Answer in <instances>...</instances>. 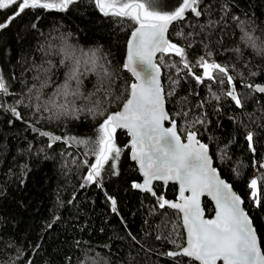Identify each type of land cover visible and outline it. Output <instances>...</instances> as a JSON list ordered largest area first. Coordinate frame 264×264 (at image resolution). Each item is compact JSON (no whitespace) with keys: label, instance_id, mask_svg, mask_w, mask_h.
I'll return each mask as SVG.
<instances>
[{"label":"trees","instance_id":"obj_1","mask_svg":"<svg viewBox=\"0 0 264 264\" xmlns=\"http://www.w3.org/2000/svg\"><path fill=\"white\" fill-rule=\"evenodd\" d=\"M147 2L156 11H168L181 0ZM17 7L0 9V23ZM201 11L200 17L188 12L172 27L169 40L186 49L185 58L193 66L209 51L210 60L228 66L243 107L226 95L231 86L217 83L210 90L209 82L197 83L186 74L180 57L169 53L157 60L167 111L182 138L194 131L210 148L215 167L243 199L264 251V169L260 167L264 162V98L245 87L264 85V0H201ZM137 26L127 17L105 15L96 0H74L64 10L26 9L0 29V75L13 93L0 96V104L15 105L23 115L19 120L0 108V264H193L166 255L178 251L176 245L184 246L185 241L179 215L159 207L161 196L176 200V186L164 189L155 184V196L134 191L133 183L141 179L129 160L125 132L113 134L122 151L115 170L113 161L105 165L100 186L84 179L95 162L89 147L65 142L69 137L98 139L104 117L97 113H113L126 101L133 78L123 64L129 36ZM245 33L255 38L256 47ZM65 45L99 50L102 63L112 73L110 81L97 90L99 77L86 75L81 92L90 99H78L75 107L81 111L59 118L52 112L16 105L17 99L29 103L28 89L39 87L36 77L44 75L41 68L51 69L45 93L51 95L63 83ZM195 71L201 69L195 67ZM212 92L220 99L213 98ZM41 131L63 139L53 142L41 136ZM249 133L253 135L251 148ZM253 179L257 180V198L251 196L249 187ZM108 197L115 199L116 212ZM203 206L211 217L212 204L204 199ZM158 235L162 238L157 239Z\"/></svg>","mask_w":264,"mask_h":264},{"label":"snow or ice","instance_id":"obj_2","mask_svg":"<svg viewBox=\"0 0 264 264\" xmlns=\"http://www.w3.org/2000/svg\"><path fill=\"white\" fill-rule=\"evenodd\" d=\"M72 3L74 0H58L56 3L48 0H0V9L18 5L8 20L0 23V29L8 27L26 9L64 10ZM96 3L105 15L111 12L112 15L127 17L138 25L128 41L127 62L123 64V68L130 71L139 83L134 82L128 86L129 95L123 102L121 110L107 115L104 111L97 113L104 117L98 126V139L69 137L65 141L88 146L94 155L95 162L91 163L88 174L84 177L86 183H96L100 186L102 170L110 160L113 161L111 167L114 170L117 168L115 161L119 159L122 149L115 144L113 134L117 129H126L131 137V158L138 162L144 176L143 183H133L132 187L152 192L155 196L156 193L150 186L155 180H162L165 183L175 180L180 184V197L183 203L169 202L163 196L158 198L161 209L168 206L183 213V226L187 233L186 246L176 245V241L172 240L179 250L169 251L166 253L167 256H185L198 261L199 264H217V261H223V264H264V251L258 243L256 229L251 219L241 207V197L220 179L217 170L212 167L208 146L196 140L194 131L188 132L186 143L182 142L175 120L170 121L171 127L163 126V122L170 120V117L164 107L165 96L160 83V65L153 59L157 53H172L180 57L183 68L187 70L186 74L193 76L197 83L209 82L210 90L211 86L217 83L231 86L226 95L237 107H243L242 99L235 91V77L228 66L210 60L208 58L212 56L210 51L206 56H201L193 66L185 58L186 49L166 38L169 25L183 20L186 13L191 12L196 17L202 15L201 0H181L174 10L168 11L154 10L153 5L147 0L145 2L96 0ZM32 27L35 28L36 25L33 24ZM245 37L253 47L257 46L254 37L248 33H245ZM63 53L65 59L61 64L66 69L63 83L56 86L51 95L45 93L44 89L51 83L48 78L51 69L41 68L44 75L36 77L40 80L39 87L33 85L28 89L29 103L25 105L23 99H17L16 105L34 107L36 112H52L59 118L60 115L81 111L75 107L78 99H90V96H85L81 92L83 78L86 75L94 73L99 77L97 90L103 86L105 80L110 81L112 73L102 63L99 50H78L65 45ZM174 66L179 72L178 65ZM195 67H199L201 72L197 73ZM251 75L255 76L256 73L253 72ZM245 87L250 91L264 94L262 85L249 83ZM12 94L8 81L0 75V96ZM211 94L213 98L220 99L215 92ZM0 108L10 111L16 119H23L22 113L15 105L5 107L0 104ZM39 134L47 136L53 142L63 139L50 132L41 131ZM247 140L251 148L252 133L247 135ZM51 146L49 144V147ZM260 167H264V164ZM249 187L252 189L253 198H257V180L253 179ZM205 190L217 203L214 219H203L199 195ZM185 191H189L191 195L184 196ZM108 199L111 200L112 211L116 212L115 199L112 197ZM161 238L157 236V239Z\"/></svg>","mask_w":264,"mask_h":264},{"label":"water","instance_id":"obj_3","mask_svg":"<svg viewBox=\"0 0 264 264\" xmlns=\"http://www.w3.org/2000/svg\"><path fill=\"white\" fill-rule=\"evenodd\" d=\"M186 14H187V13H186ZM178 22H180V21L174 22L173 24L169 25L168 32L166 33V38L169 39V34H170V31H171L172 27H173L175 24H177ZM134 30H135V29H134ZM134 30H133V31H134ZM133 31H132V32H133ZM131 36H132V33L130 34L129 39H131ZM129 39H128V41H129ZM127 52H128V42H127V48H126L125 63L127 62ZM160 55H162V54H161V53H157V54H156V57L153 58V59H154V62H157L158 57H159ZM127 71H128V70H127ZM128 72L131 74V76H132V78H133V83H134V82H135V83H139V81L136 80V77H134L130 71H128ZM162 77H163V73H162V70H161V68H160V83H161V86H162V82H163V81H162ZM259 85L264 86L263 84H259ZM162 89H163V87H162ZM252 92H253V91H252ZM163 93H164V90H163ZM254 93H256V94H258V95H260V96H262V97L264 98V94H261V93H258V92H254ZM128 95H129V94H128ZM164 96H165V94H164ZM127 98H128V97H127ZM164 107H165V111L168 113V111H167V106H166V100H164ZM121 109H122V107H121L119 110H121ZM168 115H169V114H168ZM169 117H170V115H169ZM171 120H172V119H171V117H170V120H166V121H164V122H163V126H164L165 128H167V127H171V123H170ZM116 131H123V132H125V133L127 134V136L129 137V141H128V143H127V148H129V160H130L131 163H133V164L135 165V167H136V169H137V172H138V175H139V177H140V179H141V181L138 182V183H143V181H144V176H143V174H142V172H141V170H140V168H139V164H138L137 161H135V160H133V159L131 158V157H132V152H131V147H130L131 137L128 135V132H127L126 129H117ZM178 134H179V133H178ZM186 137H187V134H186V136L184 137V139H182V137H181V141L186 143V142H187ZM196 140H198L200 143L204 144L203 142H201V141L198 139L197 134H196ZM205 145H206V144H205ZM208 155H209L210 159L212 160V167H214V168L217 170V174L219 175L220 179L224 180L225 183H227V184L231 187V190H232L235 194H237V193L235 192V190L233 189V186H232L229 182H227V181L221 176L220 172H219L218 169L215 167V165H214V161H213V158H212V156H211V154H210V148H209V147H208ZM262 164H264V162H263ZM262 164H261V165H262ZM261 169H264V167H261ZM155 184H161V185H163L164 189H166V187H167L168 185H175V186H176V189H177V197H176V200H175V201H173V200H167V201H169V202L183 203V201H182V199H181V197H180V184H179L178 181L170 180V181H168L167 183H165V182L162 181V180H155V181H153L152 184L150 185L151 188H152V191H153V192H154V185H155ZM133 189H134L135 192H138V193H140V194H149V195H151V196H154V195L152 194V192H148V191L140 190V189H136V188H133ZM190 195H191V193H190L189 191H185V192H184V196H190ZM237 195H238V194H237ZM204 199L208 200V201L212 204V207H213V215H212L211 217H207V215H206V211H205L204 206H203V201H204ZM241 201H242V203H241V207H242V209L244 210V212H245V213L248 215V217L250 218L248 212L246 211V209H245V207H244V201H243L242 198H241ZM199 204H200L201 212H202V214H203V219H205V220H209V219H214V218L216 217V213H217V203H216V200L213 199V196H212V195H209V193H208L207 190L203 191V192L199 195ZM165 208L168 209V210H170V211L176 212V213L179 215V217H180V222H181V227H182V230H183V233H184V237H185L184 246H186L187 233H186V230H185V228H184V226H183V213L179 212V210H177V209H173V208L168 207V206H166ZM250 219H251V218H250ZM251 221H252V220H251ZM252 224H253V222H252ZM253 227H254V224H253ZM254 228H255V227H254ZM256 233H257V231H256ZM257 239H258V243L260 244V240H259L258 234H257ZM260 245H261V244H260ZM262 251H263V250H262ZM177 257H182V258H185V259L191 260L193 264H199L198 261H195L194 259L189 258V257H185V256H176V257H171V258H177ZM217 264H223V261H217Z\"/></svg>","mask_w":264,"mask_h":264},{"label":"flooded vegetation","instance_id":"obj_4","mask_svg":"<svg viewBox=\"0 0 264 264\" xmlns=\"http://www.w3.org/2000/svg\"><path fill=\"white\" fill-rule=\"evenodd\" d=\"M171 119H172V118H171ZM177 127H178V124H177ZM178 133H179V132H178ZM185 136H186V135H185ZM185 136H184V137H185ZM184 137H183L182 139H184Z\"/></svg>","mask_w":264,"mask_h":264},{"label":"rangeland","instance_id":"obj_5","mask_svg":"<svg viewBox=\"0 0 264 264\" xmlns=\"http://www.w3.org/2000/svg\"><path fill=\"white\" fill-rule=\"evenodd\" d=\"M252 190V189H251ZM256 191H257V189H256ZM257 194H258V192H257ZM252 196V195H251ZM253 197V196H252Z\"/></svg>","mask_w":264,"mask_h":264}]
</instances>
